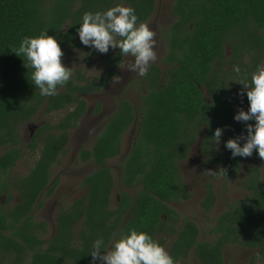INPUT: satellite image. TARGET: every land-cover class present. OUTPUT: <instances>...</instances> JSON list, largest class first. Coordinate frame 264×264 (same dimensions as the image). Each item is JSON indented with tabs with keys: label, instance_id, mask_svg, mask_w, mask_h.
Returning <instances> with one entry per match:
<instances>
[{
	"label": "trees",
	"instance_id": "1",
	"mask_svg": "<svg viewBox=\"0 0 264 264\" xmlns=\"http://www.w3.org/2000/svg\"><path fill=\"white\" fill-rule=\"evenodd\" d=\"M157 2L0 0V196L11 201L12 189L20 196L14 207L0 206V264H103L110 249L107 264H188L192 254L199 264H225L226 251L235 246L257 250L252 263L264 258L259 167H250L241 181L247 195L218 216L212 241H201L197 224L181 219L170 206L192 198L180 164L199 140L204 166L218 168L215 179H238L248 158L264 155L257 116L231 123L241 97L248 105L255 103L264 117V88H258L264 0H175L166 73L151 64L144 74L147 94L140 111L121 100L92 148L81 151L80 160L98 169L84 180L87 195L61 210L56 235L44 238L47 223L34 219L35 210L43 207L41 197L52 195L58 185L50 186L51 171L88 111L84 96L111 84L124 58L135 52V29L149 21ZM85 33L88 42L117 35L119 47L107 59L109 72L90 81L81 72L59 75L62 50L79 48ZM65 110L58 122H47L25 144L33 152L40 149L34 168L10 180L25 155L22 125L41 112ZM135 125L138 133L123 162L122 182L140 189L136 195L121 192L113 207L116 187L109 162L121 156L124 138ZM206 187L202 209L208 213L218 196L214 183Z\"/></svg>",
	"mask_w": 264,
	"mask_h": 264
},
{
	"label": "rangeland",
	"instance_id": "2",
	"mask_svg": "<svg viewBox=\"0 0 264 264\" xmlns=\"http://www.w3.org/2000/svg\"><path fill=\"white\" fill-rule=\"evenodd\" d=\"M174 4L175 0H158L155 12L149 21L139 25L135 29V52L124 58L111 84L101 93L84 96L88 103V111L80 124L71 130L70 143L66 149V153L59 163L54 165L51 171L52 181L50 186L56 182L58 185L52 195L48 196L44 194L41 197L40 201L43 202V207L36 209L33 214L36 222H45L48 225L44 238L51 239L56 235L58 216L61 210L69 208L76 200L87 195L84 179L94 173L98 167L92 161L81 162V151L92 148L96 138L116 113L121 100H130L137 111H140L147 94L144 74L151 64L159 65L164 73H166L167 65L163 61L167 54V34L175 21L173 15ZM86 34L80 38L79 48L62 50L63 62L57 70L59 75L66 71L73 75L81 72L90 81L109 72L110 66L107 63V59L112 57L119 47L117 35L114 37L107 35L99 40L88 42L85 38ZM226 55L228 58L231 57L232 52L230 49H227ZM258 82V88L261 90L264 88V62ZM98 104H101V108L96 113ZM67 112L65 110L50 115L41 112L31 122L22 125L21 135L24 142L20 148L25 150V155L8 176L10 180L27 176L39 159L40 149L33 152L31 149L26 148L25 144L31 142L41 126L47 122H58ZM249 115H257L264 126V117L258 115L256 106L254 104L247 106L241 97L237 104L236 115L232 118L231 123L239 124ZM137 133L138 127L135 125L124 138L121 156L109 162L115 177L116 187L112 199L113 207L117 205L121 192L136 195L140 189L139 187L128 189L122 182L123 162L131 149ZM201 135H204V132ZM41 143L39 142V147L42 145ZM215 145L217 149L220 148L222 146L221 139ZM205 160L206 156L202 152L199 140L195 144L190 157L180 164L184 183L188 186L192 198L187 201L171 203L170 206L178 212L181 219H189L197 224L200 229L201 241H212L215 239L212 230L216 225L218 216L228 210L230 203L238 201L247 195L240 184L245 178L248 169L252 166L259 167L264 181V156L248 158L244 162L240 178L231 181L213 178L218 168L212 166L207 169L204 166ZM209 182L214 183L218 199L214 208L206 213L202 209V202L207 196L208 190L206 185ZM19 202L20 196L15 189H12L11 201H9L5 194L0 196V206L4 208L6 206L14 207ZM171 244L172 240H169L165 247L164 255L169 251ZM110 252L111 249L103 264L111 261L109 259ZM257 253V250L246 249L240 246L230 247L225 253V264H264V258L252 263V258ZM188 264H199L194 254L191 255Z\"/></svg>",
	"mask_w": 264,
	"mask_h": 264
},
{
	"label": "flooded vegetation",
	"instance_id": "3",
	"mask_svg": "<svg viewBox=\"0 0 264 264\" xmlns=\"http://www.w3.org/2000/svg\"><path fill=\"white\" fill-rule=\"evenodd\" d=\"M258 79H259V76H258ZM258 84H259V82H258ZM238 101H239V100H238ZM237 104H238V102H237ZM253 104L255 105V103H253ZM253 104H252V105H253ZM246 105H247V106H250V105H248V104H246ZM255 106H256V105H255ZM256 110H257V107H256ZM257 113H258V112H257ZM235 115H236V114H235ZM235 115H234V116H235ZM258 115H259V114H258ZM234 116H233V117H234ZM255 116H257V115H255ZM260 116H261V115H260ZM233 117H232V118H233ZM258 119H259V118H258ZM231 120H232V119H231ZM259 120H260V119H259ZM260 121H261V120H260ZM261 123H262V121H261ZM262 127H263V130H264L263 123H262ZM200 141H201V140H200ZM263 156H264V155H263ZM263 156H261V157H263ZM80 161H81V160H80ZM81 162H82V161H81ZM87 177H88V176H87ZM84 180H85V179H84ZM85 188H86V187H85ZM86 189H87V188H86Z\"/></svg>",
	"mask_w": 264,
	"mask_h": 264
}]
</instances>
